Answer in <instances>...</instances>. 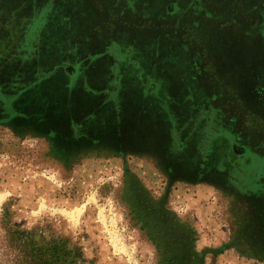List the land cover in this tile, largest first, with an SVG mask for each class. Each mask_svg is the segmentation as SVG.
I'll use <instances>...</instances> for the list:
<instances>
[{
    "label": "rangeland",
    "instance_id": "374dc122",
    "mask_svg": "<svg viewBox=\"0 0 264 264\" xmlns=\"http://www.w3.org/2000/svg\"><path fill=\"white\" fill-rule=\"evenodd\" d=\"M23 62L55 122L99 112L111 115L100 133L133 138L68 149L48 136L64 125L8 121L1 109L0 264H11L12 226L40 243L66 240L79 264H156L123 200L128 173L192 225L203 264H264V236L241 193L264 164V0H0V66ZM16 103L12 114L23 110ZM187 138L195 159L171 164ZM255 200L262 208L264 191Z\"/></svg>",
    "mask_w": 264,
    "mask_h": 264
},
{
    "label": "trees",
    "instance_id": "16d2710c",
    "mask_svg": "<svg viewBox=\"0 0 264 264\" xmlns=\"http://www.w3.org/2000/svg\"><path fill=\"white\" fill-rule=\"evenodd\" d=\"M23 60L26 61L25 58H23ZM26 62L28 63V61ZM27 63L23 62L17 65V68H4V66H0V97H2L3 94L5 95V100L0 99V111L1 109L3 110V118H5V120L11 121L18 119V117L24 120L36 118L34 122L39 121L42 129L46 128L48 130L50 125H64L61 131L58 130V132H54L52 129V131H48V136L61 142L65 148H67L66 145H68V149L69 145H76L81 142L87 144L105 140L116 146L117 144H124V142L129 143V141H131L133 137H131L130 133H127L125 130L123 131V129V132L118 135L114 134L112 130L110 134L107 132L100 133L98 123L103 120L106 123L107 119L110 120L111 115L106 118L103 116V113L98 115V112L96 114L100 118H97V115H93L89 120L76 123L74 119L79 117L80 111L82 110L78 109L77 113L66 115L62 121L55 122L52 118L53 115H56V110L52 109L50 103L49 108L46 109L49 114L45 113L44 110L40 111L39 108L41 103H39L38 98H36L38 92L36 91L37 87L33 83L34 77L33 75H30V77L23 75ZM42 70L41 67V71ZM42 72H46L47 76L50 74V71ZM151 89L152 88H150V90ZM29 92L32 93V100L26 101L25 103L24 96ZM55 96L56 95L52 94L50 98ZM110 98L111 97L107 98V100L109 101ZM1 102H3V105ZM15 103L22 107L23 110H19L18 112L13 111L12 114V108L15 106ZM105 106L107 107L106 109H111L112 105L106 102ZM100 110L103 111V109ZM67 121L68 123L71 121L68 131L65 128V122ZM173 122L174 120L167 121V127H170L169 123L172 124ZM77 125L78 127L76 128L75 126ZM188 125L189 123L186 121L185 127H188ZM185 145L187 148L183 150V155L181 154L182 156L180 159H175L174 156H172L167 161L174 164L175 161L181 160L190 162L192 161L191 157L195 159L196 156L191 155L192 151L191 148H189L190 140L188 138ZM68 149L62 148V153ZM158 149L159 148L155 146L154 151ZM229 168H231V166ZM240 169L239 176L243 179L242 181H245L246 175L249 173L247 171L249 166L244 163L240 166ZM254 172H256L253 175L256 177L254 183L251 182V184H247V189H245L246 187L241 188L243 190H241V193L246 200L248 210L251 212H248L247 215L250 214L249 217L252 216L253 222L258 228L257 232H260L264 236V206H262V209L254 205L256 201L255 196L259 192L264 191V168L261 170L260 167H255ZM125 184L128 188H125L123 200L127 202L129 206L131 218L136 223L140 224V230L146 233L149 239L154 243L156 264H203V254L195 251L193 248L196 233L192 225L185 219L183 220L175 217L168 210L162 211L161 205H163V202H161V198L150 196L141 182L135 179L133 175L128 173ZM250 194L254 198L250 197ZM262 203L264 204V201H262ZM8 230L9 238L6 247L13 250L11 264H79V261L82 260L80 249L74 245H69L66 240L51 238L48 241L40 243L36 240L32 231L20 229V227L17 226H12Z\"/></svg>",
    "mask_w": 264,
    "mask_h": 264
},
{
    "label": "flooded vegetation",
    "instance_id": "af4514ba",
    "mask_svg": "<svg viewBox=\"0 0 264 264\" xmlns=\"http://www.w3.org/2000/svg\"><path fill=\"white\" fill-rule=\"evenodd\" d=\"M164 18H170V17H164ZM164 20V19H163ZM164 22H165V20H164ZM121 33H120V35H123V33L124 32H122V31H120ZM122 38V37H121ZM111 51H113V50H111ZM118 51H119V53H120V51H123L124 53H125V57H127L128 56V54L130 53V51H132V49H130V48H118ZM121 58V57H120ZM111 85V84H110Z\"/></svg>",
    "mask_w": 264,
    "mask_h": 264
},
{
    "label": "crops",
    "instance_id": "0c3cea01",
    "mask_svg": "<svg viewBox=\"0 0 264 264\" xmlns=\"http://www.w3.org/2000/svg\"><path fill=\"white\" fill-rule=\"evenodd\" d=\"M261 168V170L264 168V164H262L261 166H259Z\"/></svg>",
    "mask_w": 264,
    "mask_h": 264
}]
</instances>
